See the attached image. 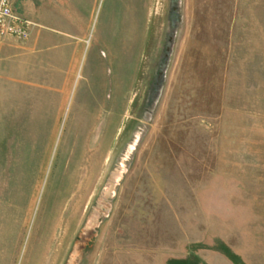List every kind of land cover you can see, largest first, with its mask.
<instances>
[{"label": "rangeland", "instance_id": "1", "mask_svg": "<svg viewBox=\"0 0 264 264\" xmlns=\"http://www.w3.org/2000/svg\"><path fill=\"white\" fill-rule=\"evenodd\" d=\"M84 26L50 104L0 89V264H264V0Z\"/></svg>", "mask_w": 264, "mask_h": 264}, {"label": "crops", "instance_id": "2", "mask_svg": "<svg viewBox=\"0 0 264 264\" xmlns=\"http://www.w3.org/2000/svg\"><path fill=\"white\" fill-rule=\"evenodd\" d=\"M96 3L97 0H15L13 9L38 28L31 31L27 41L9 40L1 47L0 89L10 94L11 89L22 85L50 104L75 76V62L84 50V23L91 19Z\"/></svg>", "mask_w": 264, "mask_h": 264}, {"label": "built area", "instance_id": "3", "mask_svg": "<svg viewBox=\"0 0 264 264\" xmlns=\"http://www.w3.org/2000/svg\"><path fill=\"white\" fill-rule=\"evenodd\" d=\"M15 0H0V49L9 40L27 41L38 25L13 9Z\"/></svg>", "mask_w": 264, "mask_h": 264}, {"label": "bare ground", "instance_id": "4", "mask_svg": "<svg viewBox=\"0 0 264 264\" xmlns=\"http://www.w3.org/2000/svg\"><path fill=\"white\" fill-rule=\"evenodd\" d=\"M111 185V184H110ZM112 186V185H111Z\"/></svg>", "mask_w": 264, "mask_h": 264}]
</instances>
